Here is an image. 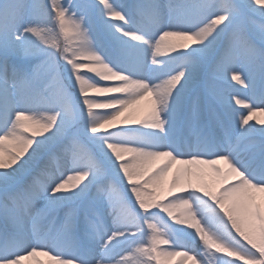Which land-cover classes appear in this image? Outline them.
Here are the masks:
<instances>
[{"label":"snow or ice","instance_id":"snow-or-ice-1","mask_svg":"<svg viewBox=\"0 0 264 264\" xmlns=\"http://www.w3.org/2000/svg\"><path fill=\"white\" fill-rule=\"evenodd\" d=\"M256 111L264 0H0V264H264Z\"/></svg>","mask_w":264,"mask_h":264},{"label":"bare ground","instance_id":"bare-ground-1","mask_svg":"<svg viewBox=\"0 0 264 264\" xmlns=\"http://www.w3.org/2000/svg\"><path fill=\"white\" fill-rule=\"evenodd\" d=\"M166 1L163 0V2H160L162 4L166 3ZM69 23H71L69 21ZM72 33V31H71ZM72 38L73 40L75 41L76 43V40H75V37L73 36L72 34ZM169 40H174V41H180V38H177V37H169L168 38ZM77 45V44H76ZM86 73V70H82V74ZM93 76L94 77V73L93 74H86V78L87 76ZM98 79V78H96ZM104 83V82H102ZM223 89H226V95L228 93H234L236 98H239V99H245V97H250L251 96V92L250 91H246L241 85H237L235 82H231V86L225 84V85H222L221 86ZM90 95H95V94H91ZM107 95H112V94H107ZM230 99V103L232 105V107L234 109L237 110V112H243L245 115H247V110L244 109L243 105H236L235 104V101L234 100H231V98L229 97ZM246 103H250L251 101L250 100H245ZM136 107H138L140 109V114L142 115L144 112H146L149 108H150V98H145L143 101L140 102L139 105H137ZM96 111L98 114L102 113V111L104 110H94ZM259 120H264V115L260 113H257L255 112L250 123H256V121H259ZM257 127H260L261 125L257 124L256 125ZM28 134H31V133H28ZM222 168L226 169V165H223L221 164L220 165ZM178 167H182L181 165H176V164H173L172 165V169L173 171L178 168ZM203 168H207V166H201ZM206 179H209L210 181L213 179L212 177H206ZM213 182H216V181H213ZM49 222V219L46 218L44 220V224L41 223L40 221L36 222V227L38 230H41V231H45V227H46V223ZM28 227L31 229L32 228V222L30 221L29 224H28ZM45 260V262L43 261ZM39 261V262H37ZM49 264H55V261L51 259V257L49 255H44L43 252H38L36 256L34 257H29L27 258L26 260L23 261V264H46L48 263Z\"/></svg>","mask_w":264,"mask_h":264},{"label":"rangeland","instance_id":"rangeland-1","mask_svg":"<svg viewBox=\"0 0 264 264\" xmlns=\"http://www.w3.org/2000/svg\"><path fill=\"white\" fill-rule=\"evenodd\" d=\"M164 1H166V0H164ZM60 2L63 3L65 6H67V0H60ZM120 2H128V0H120ZM66 27L68 29L67 36H65L63 33H59V29H57V33H59V43L61 44V46H64L66 44L69 47V49L72 50L77 45L72 38L71 23H69V21H67V20H66ZM62 63H63V61H62ZM256 112L260 113L261 111H256ZM261 114L264 115V112H261ZM81 147L85 151H91V147L87 144H83V145H81ZM77 150H79V149H77ZM46 218H47L46 216H40L39 218L36 219V222L40 221L41 223L44 224V220ZM165 219H166V217H165ZM49 225H50V221L46 223L45 231L47 230ZM161 247H165V246H161ZM197 251H201V249L197 248ZM117 259H119V257H117ZM162 259H164V258L162 257ZM43 261L45 262V260H43ZM181 261H182V264H192V261L190 259H187V258L182 257L180 255H176L174 257L169 258V264H178V262H181ZM37 262H39V261H37ZM46 264H49V262ZM130 264H134V261H130ZM205 264H207V262H205ZM240 264H242V262H240Z\"/></svg>","mask_w":264,"mask_h":264}]
</instances>
